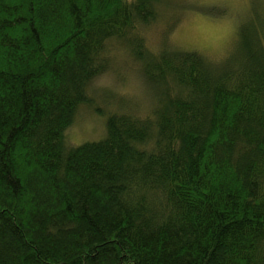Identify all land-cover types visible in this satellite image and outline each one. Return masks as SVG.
<instances>
[{"label":"trees","instance_id":"obj_1","mask_svg":"<svg viewBox=\"0 0 264 264\" xmlns=\"http://www.w3.org/2000/svg\"><path fill=\"white\" fill-rule=\"evenodd\" d=\"M163 2L0 0V264H264V16L209 54Z\"/></svg>","mask_w":264,"mask_h":264},{"label":"rangeland","instance_id":"obj_2","mask_svg":"<svg viewBox=\"0 0 264 264\" xmlns=\"http://www.w3.org/2000/svg\"><path fill=\"white\" fill-rule=\"evenodd\" d=\"M163 4L161 12L165 19L162 24L175 25L170 34L172 43L209 54L223 51L230 39V43L234 42L244 22L255 26L264 16V0H167ZM154 34L157 37L158 30L151 33V37H155ZM116 69L92 82L93 87H106L94 91L96 98L103 101L111 94H119L120 98L130 101L129 93L141 97L137 69H130V61L120 63ZM120 79L123 82H119ZM68 134L74 144L103 138L104 116L88 106L82 107Z\"/></svg>","mask_w":264,"mask_h":264}]
</instances>
